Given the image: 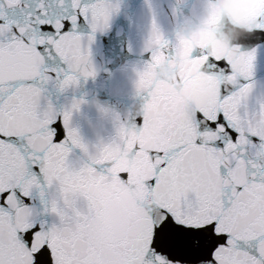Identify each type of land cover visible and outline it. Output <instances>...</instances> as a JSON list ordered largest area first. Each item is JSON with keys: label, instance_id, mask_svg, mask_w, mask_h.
I'll return each instance as SVG.
<instances>
[{"label": "snow or ice", "instance_id": "snow-or-ice-1", "mask_svg": "<svg viewBox=\"0 0 264 264\" xmlns=\"http://www.w3.org/2000/svg\"><path fill=\"white\" fill-rule=\"evenodd\" d=\"M261 4L255 33H264ZM117 9L108 0H0V264H264V102L248 110L253 84L239 83L254 74L255 48L239 67L207 49L188 52L217 81L214 102L192 104L183 122L165 115L147 150L143 199L107 204L110 222L97 218L103 184H129L130 173L114 167L112 145L89 153L71 112L45 89L95 75L89 46ZM183 50L153 25L136 82L146 105L156 104L152 71ZM136 125L145 126L142 115ZM141 152L137 143L129 156Z\"/></svg>", "mask_w": 264, "mask_h": 264}, {"label": "water", "instance_id": "water-1", "mask_svg": "<svg viewBox=\"0 0 264 264\" xmlns=\"http://www.w3.org/2000/svg\"><path fill=\"white\" fill-rule=\"evenodd\" d=\"M118 6L108 27L94 34L90 44V61L95 70L91 77H80L77 85L61 90L55 83L45 89L47 100L59 111L71 112L70 127L81 142L96 153L103 145H112L114 167L130 173V183L118 177L107 181L100 189L97 218L110 222L105 205L134 206L143 199L141 181L149 174L151 165L147 150L156 147L155 140L163 129L165 115L173 120H186L185 109L214 102L217 81L200 70L202 61L190 59L192 49H207L229 60L233 67L244 62V56L256 51L253 89L245 101L248 110L255 111L264 102V33H255L261 0H108ZM153 25L172 45L183 43V51L169 63H161L149 77L156 104L148 106L138 94L137 72L147 60L146 47ZM85 38L92 34L86 23L79 25ZM74 101H81L73 109ZM144 127H137L139 116ZM121 125L123 132H120ZM127 149L121 150L120 144ZM140 144L142 152L129 156L130 148ZM74 157L86 160L80 149ZM131 185H135L132 187Z\"/></svg>", "mask_w": 264, "mask_h": 264}]
</instances>
